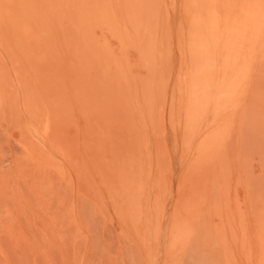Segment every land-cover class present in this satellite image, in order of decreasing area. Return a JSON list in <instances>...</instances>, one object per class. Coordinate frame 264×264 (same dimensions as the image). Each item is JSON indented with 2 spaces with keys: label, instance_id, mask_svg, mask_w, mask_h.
Returning <instances> with one entry per match:
<instances>
[{
  "label": "bare ground",
  "instance_id": "obj_1",
  "mask_svg": "<svg viewBox=\"0 0 264 264\" xmlns=\"http://www.w3.org/2000/svg\"><path fill=\"white\" fill-rule=\"evenodd\" d=\"M72 101L99 136L110 123L147 149L154 140L160 159L172 156L171 142L163 146L170 138L181 142L174 145L180 155L195 151L186 185L192 173L228 185L230 174L219 166L231 139L247 121L264 122V0H0L4 122L20 113L26 132L41 108L62 151ZM199 185H188L193 200L207 201V185Z\"/></svg>",
  "mask_w": 264,
  "mask_h": 264
},
{
  "label": "rangeland",
  "instance_id": "obj_2",
  "mask_svg": "<svg viewBox=\"0 0 264 264\" xmlns=\"http://www.w3.org/2000/svg\"><path fill=\"white\" fill-rule=\"evenodd\" d=\"M77 107L66 105L74 114L60 139L62 151L43 109L35 121L26 120V132L19 129L20 113L8 123L0 115V264H264V122L247 121L231 139L219 166L230 174L228 185L212 175V181L190 175L188 185L206 184L210 196L194 201L184 183L193 144L182 161L181 142L163 140L178 161L160 159L154 140L147 149L110 123L99 136L80 108L75 114Z\"/></svg>",
  "mask_w": 264,
  "mask_h": 264
}]
</instances>
